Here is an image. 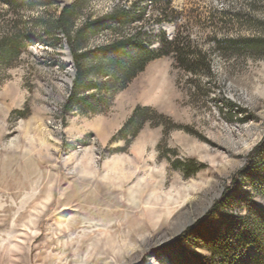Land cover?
I'll return each instance as SVG.
<instances>
[{
    "label": "rangeland",
    "instance_id": "rangeland-1",
    "mask_svg": "<svg viewBox=\"0 0 264 264\" xmlns=\"http://www.w3.org/2000/svg\"><path fill=\"white\" fill-rule=\"evenodd\" d=\"M52 1L0 3V264H252L238 228L264 219V50L228 41L264 38V0H83L71 32L93 87L68 108L66 37H33L75 0ZM174 36L182 63L164 46L117 81L95 54Z\"/></svg>",
    "mask_w": 264,
    "mask_h": 264
},
{
    "label": "trees",
    "instance_id": "trees-1",
    "mask_svg": "<svg viewBox=\"0 0 264 264\" xmlns=\"http://www.w3.org/2000/svg\"><path fill=\"white\" fill-rule=\"evenodd\" d=\"M82 1L83 0H75L69 5L63 6L57 16H49L48 20H43L42 25L40 26V31L34 32L33 34V37H45L47 40L52 41L58 39L57 31H61L66 37L65 40L68 42L70 51L77 66V81L74 84L73 89L66 101V108L72 107L75 104L79 103L80 98L77 97L76 94L78 90H84L85 88L93 87L90 84L83 83L84 73L81 68L82 57L90 56L93 54L91 52L78 53V50H80V48L83 46V36L81 34V31H76L75 33L71 32L72 19L74 15L78 13ZM0 3L5 6L8 13L14 14L18 13V11H22V9L41 8L45 10L54 2L52 0H0ZM112 20L113 19L109 18L104 22L102 21V27L109 26V24L113 22ZM162 41L163 46L156 51L148 50L147 48H144L140 44H138V53L136 54V57L131 59L127 58V60L124 59L125 56L122 53V51L124 50V43L121 41L112 43L107 46L99 47L98 50L95 51V54L99 57L100 65L103 66L106 64V72L111 73V76L113 77L112 79H114V81H117L118 79H123L125 76L136 71H141L145 67L147 61L154 59L155 57L163 53L161 52V49L164 46L169 47L170 52L177 56L178 60L182 63L184 58L181 57V47L177 42V37L174 36L169 40L162 38ZM216 43L217 46H219V41H217ZM228 43L229 45L234 44L235 46H238V44H240L243 46V48L249 49L253 53H256V55L260 54V51L264 50V38L260 37L242 38L237 42L229 40ZM2 49V55L4 56V59L12 58L13 56H15V53L17 51L14 41H8L4 44ZM111 64L113 65L112 68L110 67ZM112 82L113 80L106 83H108L107 85H109L110 87L113 85ZM91 100L92 102L94 101L92 98ZM98 102H100V100L94 101V103ZM261 143L263 144L264 140ZM260 222H263V226L261 227L259 226ZM252 224L253 225L250 226L245 222H241L238 228V233L240 235L244 234L245 236L250 235L249 241L251 243H255L256 241V246L259 253L254 257L252 264H264V219L261 216H258L257 220L252 222ZM181 237L182 236H180L178 239H181ZM183 255L184 254L180 256H173L169 253V264H171L172 261L175 262V260L177 261V264H185Z\"/></svg>",
    "mask_w": 264,
    "mask_h": 264
}]
</instances>
